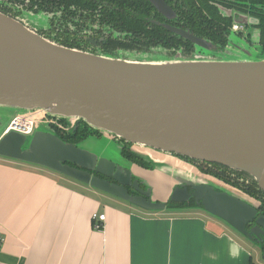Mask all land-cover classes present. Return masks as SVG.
Returning <instances> with one entry per match:
<instances>
[{
  "label": "water",
  "instance_id": "95a60500",
  "mask_svg": "<svg viewBox=\"0 0 264 264\" xmlns=\"http://www.w3.org/2000/svg\"><path fill=\"white\" fill-rule=\"evenodd\" d=\"M149 1L169 13L161 0ZM178 33L196 47L193 55L161 49L92 54L56 45L0 13V158L46 169L147 212L168 211L167 202L193 197L190 211L200 210L253 244L252 235L264 237V218L245 229L256 216L252 198L179 157L244 173L264 192V54L242 41L221 47ZM14 117L32 120L33 131L1 136ZM54 119L72 136L83 124L106 140L132 145L152 169L122 166L94 136L62 140L51 128Z\"/></svg>",
  "mask_w": 264,
  "mask_h": 264
},
{
  "label": "crops",
  "instance_id": "0c3cea01",
  "mask_svg": "<svg viewBox=\"0 0 264 264\" xmlns=\"http://www.w3.org/2000/svg\"><path fill=\"white\" fill-rule=\"evenodd\" d=\"M93 213L105 216L101 229ZM229 230L198 211L147 212L0 159V264H257Z\"/></svg>",
  "mask_w": 264,
  "mask_h": 264
},
{
  "label": "flooded vegetation",
  "instance_id": "af4514ba",
  "mask_svg": "<svg viewBox=\"0 0 264 264\" xmlns=\"http://www.w3.org/2000/svg\"><path fill=\"white\" fill-rule=\"evenodd\" d=\"M161 1L169 8V13H161L149 0H0V13L56 45L92 54H117L119 51L141 53L161 49L168 55H193L196 47L178 32L203 40H213L212 42L221 45H226L230 36L235 34L250 45L256 44V49L264 52V5L256 10L241 8L242 11L235 9L229 0ZM36 14H41L45 19L42 24L31 23L27 18ZM235 26L240 29L235 30ZM248 27L254 31L253 35L252 32L244 35V30ZM54 120L57 123L51 125V128L56 134L58 130L59 136L68 135L70 128L65 131L67 125L64 121ZM80 130L83 132L72 143L88 136L101 137L98 132L89 130L83 124L78 125L75 134ZM117 143L121 145V156L127 162L146 170L151 169L150 165L133 153L132 145L121 140ZM179 159L191 164L202 174L252 198L256 216L252 223L246 225L247 231L256 225V219L264 218V192L254 185L249 176L218 164L181 157ZM99 177L113 182L111 178ZM134 181V178L131 179V182ZM137 182L139 189L144 191L143 186ZM125 189L129 195L140 196L132 186H125ZM186 190L187 194L191 193L189 187ZM195 206L193 197H189L185 202H167L166 209L186 212ZM252 239L253 245L264 253V237L260 240L252 235Z\"/></svg>",
  "mask_w": 264,
  "mask_h": 264
},
{
  "label": "rangeland",
  "instance_id": "374dc122",
  "mask_svg": "<svg viewBox=\"0 0 264 264\" xmlns=\"http://www.w3.org/2000/svg\"><path fill=\"white\" fill-rule=\"evenodd\" d=\"M27 18L30 20L31 23H36V24H42V22L45 20L42 17L41 14H36L34 16H29ZM250 32H252V28L251 27H248L247 29L244 30V35H247ZM253 34H254V31L252 32V35ZM229 40H231L232 42L242 41L249 48L254 49V50L257 47L256 44L250 45V44L246 43L243 39L239 38L235 34L231 35L230 38H229ZM67 127H68V125H67ZM94 139L96 140V143L97 144H99L104 150H106V152H107L108 156L110 157V159H113V160H115L117 162H121L122 166L127 167L126 166V162H125L126 160L120 154L121 145L119 143H117V141L111 142L109 140H106L103 137H95ZM86 149H91V147L90 148L89 147H86ZM0 159H2V158H0ZM2 160H5V159H2ZM184 213H187V211L184 212ZM198 213H200L202 215H205L207 217H211V216H208L205 213L201 212L200 210L198 211ZM213 219H215V218H213ZM215 220L218 221V222H220L217 219H215ZM221 224L223 225V223H221ZM229 231H231L235 236H237L239 239H241V241L248 246L249 253L252 255V258H253V262H255L257 264H264V260L261 259V257H259V258L258 257H255L254 254H253L255 250H258L259 249L257 246L253 245L252 243H249L245 238L241 237L239 234L235 233L233 230H229Z\"/></svg>",
  "mask_w": 264,
  "mask_h": 264
},
{
  "label": "built area",
  "instance_id": "2783aa9c",
  "mask_svg": "<svg viewBox=\"0 0 264 264\" xmlns=\"http://www.w3.org/2000/svg\"><path fill=\"white\" fill-rule=\"evenodd\" d=\"M235 30L240 29L238 27H233ZM34 128V122L30 119L23 118V117H14L7 128L4 131V135H6L9 132H18L24 135H28L33 131ZM92 220L93 222V228L94 229H101L102 225L101 223L104 222L105 216L103 214H92ZM4 244V238L0 235V250L2 249Z\"/></svg>",
  "mask_w": 264,
  "mask_h": 264
},
{
  "label": "trees",
  "instance_id": "16d2710c",
  "mask_svg": "<svg viewBox=\"0 0 264 264\" xmlns=\"http://www.w3.org/2000/svg\"><path fill=\"white\" fill-rule=\"evenodd\" d=\"M200 1H206V0H199V2ZM230 4H232L233 5V7L235 8V9H240V10H242L241 8H248V7H250L251 9H254V10H256L257 8L258 9H260L261 8V6H263L264 5V0H229L228 1ZM200 4V3H199ZM202 4V3H201ZM243 11V10H242ZM253 14H256V13H253ZM222 37V36H221ZM224 39V41H225V37H223ZM206 40V39H205ZM206 41H208V42H210V43H212V44H214V45H219V46H221V47H225L226 45H227V43L228 42H226V45H221V44H217V43H214V42H212V41H210V40H206ZM261 52V51H260ZM262 54H264V52H261ZM104 54H106V53H104ZM109 55H114V54H109ZM83 131H79V133H76V134H74V135H76L75 137H73L72 135H70V134H68V135H66V136H60L61 138H62V140H64V141H66V142H69V143H72V142H74V141H76V140H78L77 138H78V134L80 135L81 133H82ZM57 135H59V132H58V130H57ZM138 157V156H137ZM139 159H141L140 157H138ZM142 160V159H141ZM145 162V161H144ZM146 163V162H145ZM148 164V163H147ZM148 165H150V164H148ZM151 166V165H150ZM151 169H152V166H151ZM254 185H255V183H254Z\"/></svg>",
  "mask_w": 264,
  "mask_h": 264
}]
</instances>
